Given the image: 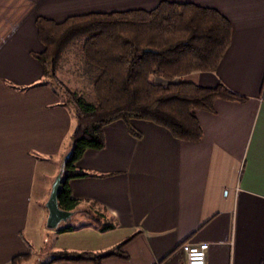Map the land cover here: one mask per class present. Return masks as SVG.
<instances>
[{
  "label": "crops",
  "instance_id": "crops-1",
  "mask_svg": "<svg viewBox=\"0 0 264 264\" xmlns=\"http://www.w3.org/2000/svg\"><path fill=\"white\" fill-rule=\"evenodd\" d=\"M159 1L0 0V264L35 249L36 231L47 213L30 218L38 164L45 163L41 176L52 181L74 125L70 109L53 87L38 84L43 68L31 53L42 51L43 45L35 18L61 21L88 12L148 10ZM168 1L215 8L232 26L230 46L216 70L195 71L183 78L201 86L221 81L247 100L218 98L213 111L194 110L203 131L196 142L178 140L146 120H131L138 134L131 133L122 120L106 124L103 147L86 150L74 163L76 171L88 175L70 178L68 183L72 198L84 206L96 203L114 217L116 226L58 233L54 251H102L131 237L123 246L126 258L107 257L101 264H186L181 248L186 242L208 243L206 264H260L264 252V0ZM69 46L57 75L70 88L59 75Z\"/></svg>",
  "mask_w": 264,
  "mask_h": 264
},
{
  "label": "trees",
  "instance_id": "trees-1",
  "mask_svg": "<svg viewBox=\"0 0 264 264\" xmlns=\"http://www.w3.org/2000/svg\"><path fill=\"white\" fill-rule=\"evenodd\" d=\"M34 22L43 45L42 51L31 53L43 68V78L38 84H50L74 120L66 149H71L72 155L66 164L58 205L65 210L79 208L85 218L82 226L99 231L116 226L114 217L96 203L84 206L72 198L68 183L70 178L88 175L76 171L74 163L86 150L103 147L106 124L122 120L131 133L138 134L130 122L141 119L164 127L178 140L196 142L203 131L194 110L211 112L218 98L247 100L221 81L214 86H201L183 78L195 71H215L230 46L231 23L215 8L161 0L148 10L88 12L61 21L37 16ZM81 36L83 59L97 70L93 102L70 89L57 75L63 52ZM130 238L101 252L54 251L46 264L56 261L101 264L107 257L126 258L123 246ZM30 256V252L17 255L9 264H22ZM260 264H264V252Z\"/></svg>",
  "mask_w": 264,
  "mask_h": 264
},
{
  "label": "rangeland",
  "instance_id": "rangeland-1",
  "mask_svg": "<svg viewBox=\"0 0 264 264\" xmlns=\"http://www.w3.org/2000/svg\"><path fill=\"white\" fill-rule=\"evenodd\" d=\"M84 40V37H78L76 38L69 46V50L64 53L63 60H62V66L60 67L59 75L66 79L69 84L70 88L79 94H81L87 101L93 102L95 100V93L93 90V80L97 75V70L93 68L92 66L88 65L81 54L80 47L82 45V42ZM45 163L40 162L38 164L37 168V176L38 179L35 181V192H34V199L30 208V218L38 219L37 214L43 213L46 211L44 207V201L47 198L48 195V189L49 184L51 180H49L50 177H47V179L43 178L41 174H45ZM48 172V171H46ZM45 185V189L43 190L45 192L44 196L45 199L40 202V191H42L43 185ZM31 221V220H30ZM45 221V220H44ZM43 225L41 230L36 231L37 234V241L36 244H33L35 249H32V253L30 256V259L28 261L23 262L22 264H45L48 260H50L52 253L54 251V241L57 239V234H63V233H69L73 231H78L83 229L84 227H90L92 226H82V224L85 222V218L83 217L82 213H76L72 220H70L67 223H61L58 228L56 229H47ZM81 225V227H80ZM76 229H69L66 230V227H77ZM107 250V249H106ZM58 251H71L70 249H59ZM104 251V250H102ZM81 252V251H76ZM101 252V251H96Z\"/></svg>",
  "mask_w": 264,
  "mask_h": 264
},
{
  "label": "water",
  "instance_id": "water-1",
  "mask_svg": "<svg viewBox=\"0 0 264 264\" xmlns=\"http://www.w3.org/2000/svg\"><path fill=\"white\" fill-rule=\"evenodd\" d=\"M72 150H67L60 158L57 172L53 176L49 192L44 207L46 209L45 227L47 229H56L61 223H67L73 216L79 212V208L74 210H65L58 205V194L61 192L64 180L66 164L70 161Z\"/></svg>",
  "mask_w": 264,
  "mask_h": 264
},
{
  "label": "built area",
  "instance_id": "built-area-1",
  "mask_svg": "<svg viewBox=\"0 0 264 264\" xmlns=\"http://www.w3.org/2000/svg\"><path fill=\"white\" fill-rule=\"evenodd\" d=\"M181 248L186 256V264H206L207 242L196 244L186 242L181 245Z\"/></svg>",
  "mask_w": 264,
  "mask_h": 264
}]
</instances>
